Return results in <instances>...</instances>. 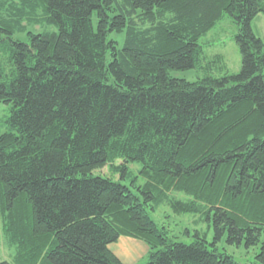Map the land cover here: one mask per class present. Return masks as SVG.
<instances>
[{
    "label": "trees",
    "instance_id": "16d2710c",
    "mask_svg": "<svg viewBox=\"0 0 264 264\" xmlns=\"http://www.w3.org/2000/svg\"><path fill=\"white\" fill-rule=\"evenodd\" d=\"M225 15L240 72L174 76ZM259 15L264 0H0V221L14 250L0 264H123L120 237L147 246L145 264H256L218 252L222 237L260 245L264 264ZM106 166L120 179L92 176ZM161 205L204 215L213 248L172 241L151 217Z\"/></svg>",
    "mask_w": 264,
    "mask_h": 264
},
{
    "label": "rangeland",
    "instance_id": "374dc122",
    "mask_svg": "<svg viewBox=\"0 0 264 264\" xmlns=\"http://www.w3.org/2000/svg\"><path fill=\"white\" fill-rule=\"evenodd\" d=\"M252 29L253 32L264 42V18L262 15H259L253 21ZM236 34L237 27L232 19L227 15L223 16V18L212 29L200 38L199 44L201 45L203 52L200 56V62L197 67L185 72H175L173 75L194 82L205 76L219 78L225 74H237L240 72L241 68V57L234 40ZM13 38L23 42L27 41V39L20 34H16ZM111 38L117 40L119 44H121L124 36H112ZM8 115L9 106L0 103V134L7 130L6 118ZM129 167L136 175H138L139 165L129 164ZM92 176H101L113 180L120 179L119 174L112 175L109 173L107 166L102 169L94 170ZM122 182L128 184V181ZM136 182L137 185H141L144 181L139 177ZM151 217L159 227L166 229L167 235L172 241L191 244L196 240V235H198L200 238L206 240L209 249L213 248V245L211 244L214 242V229L212 228L211 222L206 220L204 215H178L173 213L166 205H161L155 212L151 213ZM115 247V244L109 246L112 250L115 249ZM214 247H216L218 252L230 256L235 262L260 264L255 259V255L259 252L260 245L247 249L243 244L228 245L225 242V237H222L215 240ZM13 255L14 250L9 247L8 243H6L0 221V262H12ZM121 261L123 264H145L147 262V255H143V257L140 258L139 255L131 256V253L127 252L121 255Z\"/></svg>",
    "mask_w": 264,
    "mask_h": 264
},
{
    "label": "crops",
    "instance_id": "0c3cea01",
    "mask_svg": "<svg viewBox=\"0 0 264 264\" xmlns=\"http://www.w3.org/2000/svg\"><path fill=\"white\" fill-rule=\"evenodd\" d=\"M115 249H110L120 260L121 255L130 252L131 256H140L147 255L148 248L147 246L138 240L126 237H120L118 241L115 243Z\"/></svg>",
    "mask_w": 264,
    "mask_h": 264
}]
</instances>
